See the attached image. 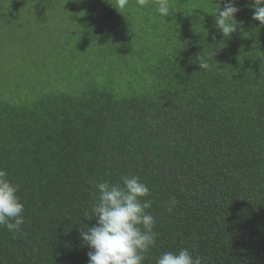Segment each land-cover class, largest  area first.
Returning <instances> with one entry per match:
<instances>
[{
	"label": "trees",
	"instance_id": "1",
	"mask_svg": "<svg viewBox=\"0 0 264 264\" xmlns=\"http://www.w3.org/2000/svg\"><path fill=\"white\" fill-rule=\"evenodd\" d=\"M63 2L0 0L8 37L20 43L1 46L0 69L29 65L18 59L31 36L33 64L51 74L58 66L44 58L65 53L64 67L83 83L76 89L45 73L38 82L0 80V167L25 206L20 232L0 227V264H88L80 234L97 223L85 215L95 199L88 179L124 175L151 190L159 235L144 264L184 247L204 264H264V25L250 0H237L241 23L230 38L212 14L225 0H169L167 18L158 0H128L122 12L115 0ZM134 10L150 11L138 19ZM28 11L39 21L26 33L17 16ZM83 14L95 20L76 36L68 27ZM49 32L55 42L44 50L39 38ZM199 55L211 56L210 70ZM108 69L123 80L111 81Z\"/></svg>",
	"mask_w": 264,
	"mask_h": 264
},
{
	"label": "clouds",
	"instance_id": "2",
	"mask_svg": "<svg viewBox=\"0 0 264 264\" xmlns=\"http://www.w3.org/2000/svg\"><path fill=\"white\" fill-rule=\"evenodd\" d=\"M143 6L145 0H138ZM128 0H115L113 6L120 12ZM254 10L252 19L264 25V0H250ZM237 0H225L223 7L214 13V27L225 38H230L237 30V13L240 11ZM156 11L163 17L170 16L169 0H158ZM209 57L199 55L201 69L210 70ZM94 187L95 199L90 202V211L85 215L97 221L95 226H84L80 237L89 248L88 264H144L151 248L157 245L156 218L148 211L152 201L149 186L137 175H124L120 182L112 183L88 179ZM20 185L9 177L8 171L0 167V227L15 234L25 223V206L19 195ZM98 192V195L95 193ZM177 203L172 197L167 211L171 212ZM155 264H204L199 256H193L187 247L178 251H165L155 259Z\"/></svg>",
	"mask_w": 264,
	"mask_h": 264
},
{
	"label": "rangeland",
	"instance_id": "3",
	"mask_svg": "<svg viewBox=\"0 0 264 264\" xmlns=\"http://www.w3.org/2000/svg\"><path fill=\"white\" fill-rule=\"evenodd\" d=\"M4 4H8V5H15V1L18 0H1ZM149 1V0H147ZM64 6H67L69 4V0H65V2H63ZM1 4V3H0ZM27 4V7L30 9L32 7H34L36 5L35 1H30ZM20 6V5H19ZM18 6V7H19ZM150 11V10H149ZM149 11H143V10H134V16L136 17H140L138 19H142L143 17H145L146 15H148ZM1 10H0V50H1V46H5L8 44H15V45H20V43L14 42L13 39L9 38V32L11 31V27H10V21L2 16L1 17ZM78 17H81L78 19ZM45 18L47 20V27H51L52 31L55 33L57 29H55V26L53 23H55L53 20L55 18L54 14L51 13H47L45 15ZM94 17L90 16V15H79L73 18V20L71 21L70 26L68 27V30L71 32H74V35H78V34H84L85 30L88 28V26H91L94 22ZM17 21H18V26L19 27H26V33L28 31H32L34 30L37 25H38V18L33 16L29 11L23 15H19L17 16ZM64 21V19H59L57 20V26L61 24V22ZM65 22L63 24H61L60 26L64 25ZM124 28H126V25H123ZM64 28L67 27H61L58 29V34L56 35V37H60L61 36V31H63ZM40 31L38 30L37 33H39ZM78 33V34H76ZM52 34L49 33H44L42 34V36H40L39 38V45L41 47H43L44 50H46V48H49L51 46V44H49V41L51 42H55V39L53 40ZM28 40H29V49L26 52L27 55L25 57H21L18 59V61L20 62H24L27 63L29 65H25L22 63H19L18 65H14V66H6L7 68H5V72L3 71V69H0V80H4L5 78L8 77V74L10 75L11 78H13L14 76L17 77H26L28 76V79H34V81L38 82L41 79H45L44 73L47 74L51 81H59V82H64V81H71L72 85L78 89V88H82L83 83H82V78L78 75V73L71 67H64V64L68 61V57L66 56L65 53L61 54V53H57L56 51L49 53V55L44 58V62L46 66L49 65H56L58 66L51 74H48L47 70L44 71L43 67V63H41V66H38V63L33 64L32 62L34 61L33 58V44H31V36H28ZM58 45V44H56ZM74 45V44H71ZM41 52V50H39L36 53ZM32 63V64H30ZM0 64H1V59H0ZM107 64H104V67L106 68ZM111 67V66H109ZM2 68V67H0ZM68 69H70L71 73L67 74L66 72L68 71ZM79 72V71H78ZM124 72V71H123ZM28 73V74H27ZM105 76H110L111 77V81H115V80H123V77L120 76L118 74L117 71L115 70H110L109 69L105 72ZM70 78V80H69ZM59 82H55V83H59ZM59 84H65V83H59Z\"/></svg>",
	"mask_w": 264,
	"mask_h": 264
}]
</instances>
